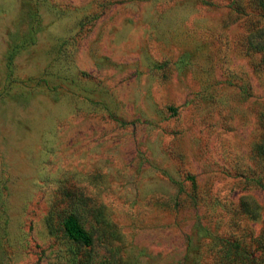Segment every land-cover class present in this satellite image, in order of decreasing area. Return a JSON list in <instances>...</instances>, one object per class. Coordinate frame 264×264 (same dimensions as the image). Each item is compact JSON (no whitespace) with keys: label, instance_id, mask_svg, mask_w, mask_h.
Segmentation results:
<instances>
[{"label":"rangeland","instance_id":"obj_1","mask_svg":"<svg viewBox=\"0 0 264 264\" xmlns=\"http://www.w3.org/2000/svg\"><path fill=\"white\" fill-rule=\"evenodd\" d=\"M232 1L0 0V264H62L50 216L72 209L96 264L260 234L264 19Z\"/></svg>","mask_w":264,"mask_h":264},{"label":"trees","instance_id":"obj_2","mask_svg":"<svg viewBox=\"0 0 264 264\" xmlns=\"http://www.w3.org/2000/svg\"><path fill=\"white\" fill-rule=\"evenodd\" d=\"M242 1L233 0L231 8L239 16H249ZM246 3L250 13L256 15L255 18L264 19V0H246ZM248 30L246 49L258 53L259 58L254 68L264 72V27L258 28L256 22H251ZM8 61L10 66L12 55H9ZM241 95L244 98L251 96L248 87L241 91ZM259 122L262 132L253 149V156L264 169V110L259 113ZM60 215V213L57 215V223L52 215L50 217L63 239L62 255H59L62 264H96V255L92 248L94 243L92 232L85 228L75 210H65L62 216ZM49 226L52 228L53 223H49ZM209 256V260L202 264H264V225L260 234L249 241L236 235L219 238L216 248L212 249Z\"/></svg>","mask_w":264,"mask_h":264}]
</instances>
